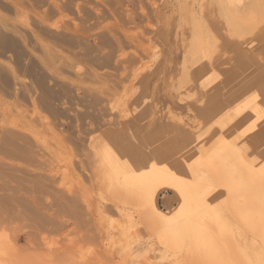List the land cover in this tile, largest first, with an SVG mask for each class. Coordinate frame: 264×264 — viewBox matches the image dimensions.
Wrapping results in <instances>:
<instances>
[{
    "label": "rangeland",
    "instance_id": "1",
    "mask_svg": "<svg viewBox=\"0 0 264 264\" xmlns=\"http://www.w3.org/2000/svg\"><path fill=\"white\" fill-rule=\"evenodd\" d=\"M0 264H264V0H0Z\"/></svg>",
    "mask_w": 264,
    "mask_h": 264
},
{
    "label": "bare ground",
    "instance_id": "2",
    "mask_svg": "<svg viewBox=\"0 0 264 264\" xmlns=\"http://www.w3.org/2000/svg\"><path fill=\"white\" fill-rule=\"evenodd\" d=\"M217 180V179H216ZM249 185V184H248ZM251 186V185H250ZM251 191V190H250ZM30 192V191H29ZM20 198V197H19ZM43 199V198H42ZM41 199V200H42ZM65 199V198H64ZM23 200H24V198H23ZM68 200V199H67ZM253 200V199H252ZM27 201V200H26ZM55 201V200H54ZM30 202V201H29ZM43 202V201H42ZM32 205H33V203H32ZM42 205V204H41ZM36 207V206H35ZM37 209V208H36ZM71 209V208H70ZM37 212V211H36ZM59 212V211H58ZM19 213V212H18ZM21 213V212H20ZM29 215V214H28ZM33 215H35V214H33ZM37 216V215H36ZM39 216V215H38ZM257 222V221H256ZM257 231V230H256Z\"/></svg>",
    "mask_w": 264,
    "mask_h": 264
}]
</instances>
